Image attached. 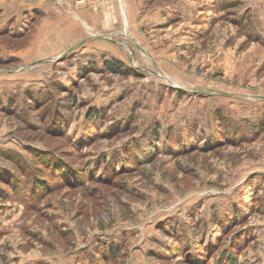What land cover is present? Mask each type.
<instances>
[{
    "label": "rangeland",
    "instance_id": "1",
    "mask_svg": "<svg viewBox=\"0 0 264 264\" xmlns=\"http://www.w3.org/2000/svg\"><path fill=\"white\" fill-rule=\"evenodd\" d=\"M263 119L264 0H0V264H264Z\"/></svg>",
    "mask_w": 264,
    "mask_h": 264
},
{
    "label": "trees",
    "instance_id": "2",
    "mask_svg": "<svg viewBox=\"0 0 264 264\" xmlns=\"http://www.w3.org/2000/svg\"><path fill=\"white\" fill-rule=\"evenodd\" d=\"M261 127L264 128V119H263V123L261 124Z\"/></svg>",
    "mask_w": 264,
    "mask_h": 264
},
{
    "label": "crops",
    "instance_id": "3",
    "mask_svg": "<svg viewBox=\"0 0 264 264\" xmlns=\"http://www.w3.org/2000/svg\"><path fill=\"white\" fill-rule=\"evenodd\" d=\"M89 66H91V65H89ZM92 66H94V69H96V68H97V66H95V64H93Z\"/></svg>",
    "mask_w": 264,
    "mask_h": 264
}]
</instances>
